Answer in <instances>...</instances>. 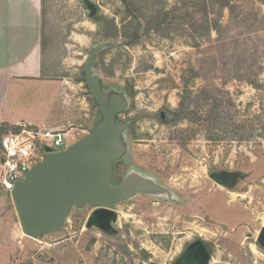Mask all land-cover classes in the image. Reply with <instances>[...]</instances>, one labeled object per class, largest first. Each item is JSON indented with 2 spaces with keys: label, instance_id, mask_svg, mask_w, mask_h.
Returning a JSON list of instances; mask_svg holds the SVG:
<instances>
[{
  "label": "rangeland",
  "instance_id": "1",
  "mask_svg": "<svg viewBox=\"0 0 264 264\" xmlns=\"http://www.w3.org/2000/svg\"><path fill=\"white\" fill-rule=\"evenodd\" d=\"M234 1L209 9L222 28L204 33L198 0H42L45 73L64 85L61 149L101 119L86 74L96 50L92 74L124 103L110 186L126 190L32 237L0 188V264H264V0Z\"/></svg>",
  "mask_w": 264,
  "mask_h": 264
},
{
  "label": "water",
  "instance_id": "2",
  "mask_svg": "<svg viewBox=\"0 0 264 264\" xmlns=\"http://www.w3.org/2000/svg\"><path fill=\"white\" fill-rule=\"evenodd\" d=\"M94 52L86 74L101 119L92 135L65 150L45 145L44 158L28 169L11 191L21 225L29 236L59 229L74 204L112 206L126 190L110 186L112 159L123 148L125 125L117 116L124 103L119 97L106 99L99 78L92 74ZM260 240L264 241V229Z\"/></svg>",
  "mask_w": 264,
  "mask_h": 264
},
{
  "label": "crops",
  "instance_id": "3",
  "mask_svg": "<svg viewBox=\"0 0 264 264\" xmlns=\"http://www.w3.org/2000/svg\"><path fill=\"white\" fill-rule=\"evenodd\" d=\"M42 24V0H0V137L24 126L61 129L66 122L64 85L43 65ZM28 86L39 89L38 97L20 103Z\"/></svg>",
  "mask_w": 264,
  "mask_h": 264
},
{
  "label": "built area",
  "instance_id": "4",
  "mask_svg": "<svg viewBox=\"0 0 264 264\" xmlns=\"http://www.w3.org/2000/svg\"><path fill=\"white\" fill-rule=\"evenodd\" d=\"M67 143V133L62 129L22 127L0 137L1 187L11 192L28 169L45 156L44 146L55 150Z\"/></svg>",
  "mask_w": 264,
  "mask_h": 264
},
{
  "label": "trees",
  "instance_id": "5",
  "mask_svg": "<svg viewBox=\"0 0 264 264\" xmlns=\"http://www.w3.org/2000/svg\"><path fill=\"white\" fill-rule=\"evenodd\" d=\"M124 2L128 5H131L130 0H124ZM199 6H200V9H199ZM190 7L197 8L196 9L197 13L201 12V14L203 15V24L201 27L204 28V33H208L213 28L217 30L222 28V25L218 21L212 22L210 20V18L208 17L209 9H211L212 11L213 10L222 11V9L227 8L229 9L230 12H235V8L237 7V4L235 3L234 0H198V2H196L193 6H190ZM162 16H163L162 18L163 21L160 23V25H162L163 22H167L168 20L167 13H163ZM176 17L178 18L177 20H181L182 18L183 19L185 18L183 15H180L177 13H176ZM195 17H196L195 14L191 15V20L189 23H191L192 27L197 30V25L200 22H198V20ZM177 25L180 26V24H177Z\"/></svg>",
  "mask_w": 264,
  "mask_h": 264
},
{
  "label": "flooded vegetation",
  "instance_id": "6",
  "mask_svg": "<svg viewBox=\"0 0 264 264\" xmlns=\"http://www.w3.org/2000/svg\"><path fill=\"white\" fill-rule=\"evenodd\" d=\"M263 231V230H262ZM262 233V232H261Z\"/></svg>",
  "mask_w": 264,
  "mask_h": 264
}]
</instances>
